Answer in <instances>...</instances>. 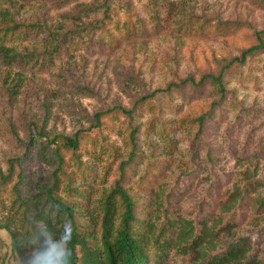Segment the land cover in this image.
<instances>
[{
	"label": "rangeland",
	"instance_id": "1",
	"mask_svg": "<svg viewBox=\"0 0 264 264\" xmlns=\"http://www.w3.org/2000/svg\"><path fill=\"white\" fill-rule=\"evenodd\" d=\"M88 1L75 0V3ZM171 1L176 5L175 13L183 8L187 16L193 13L199 18H216L230 26L226 32L215 28L210 30L207 26L205 30L192 29L190 32L186 28L188 24L182 28L175 23L165 25L163 22L159 32L140 33L131 39L128 22L134 21L132 17L135 15L146 18L143 12L146 0H129L131 13L125 12V8L119 10V17H114L106 29L115 36L104 37L103 44L87 43L88 33H84L85 38L81 39L84 44H79L70 55L56 58L44 70L7 68L0 63V165L6 169L9 160L23 154L15 135L10 132V123L14 124L20 137L27 140L28 123L40 121L42 124L47 107L50 133L73 135L81 128L86 132L78 156L66 153V175L59 192L68 197L67 181L71 178L76 186L90 187L88 197L93 198L90 209H99L100 204L95 202H100L109 191L116 177L115 165L118 166L129 153L127 142L132 129L130 124H133L135 128L141 127L137 137L142 142V158L131 167L126 183L147 191L137 184V180L152 162L160 168V175L170 176L169 182H174L176 175L187 181L186 185H198L189 191L191 196L180 205L181 213L190 209L195 220L198 216L196 202L209 200L205 204L210 205L209 210L205 215H199L203 220L216 210L219 203L240 192L242 196L231 203L235 208L229 218L224 216V221H230L233 227L231 232L223 234L221 241L226 247L240 238L246 239V244L240 246L248 249L243 264H264V49L242 65L234 64L227 70L224 96L210 81L202 88L187 84L180 91L173 88L156 93L172 83L181 84L187 78L198 82L205 75H219L225 65L254 44L253 30L264 29V3L261 4L262 0ZM40 3L47 5L46 19L54 29L66 31L72 25L87 22L84 18L68 16V6L72 3L62 4L58 0H41ZM32 14H35L33 10L25 16ZM97 18L100 15L91 16L90 20ZM41 19L43 21V16ZM18 44V48L42 47V43L35 39ZM7 74L11 86H16L19 91L17 101L12 103L3 89ZM77 87H86L93 92L76 91ZM214 104L217 106L213 108ZM116 105L129 110L135 107L132 119L124 113L105 116L101 129H89L88 115ZM3 114L6 119L2 121ZM207 114L200 135L203 146L196 142L192 147L199 131L196 119ZM192 152L195 157L197 153L200 168V164L193 161ZM48 153L33 155L26 160L24 174L30 195L44 217L48 215V209L43 208L46 203L43 193L50 187L51 154ZM207 154L213 157L215 170L204 164ZM114 158H117L116 162ZM78 159L82 166H78ZM84 166L87 168L85 172ZM88 169L92 173L90 178ZM203 173L212 174L207 186L196 182ZM13 187L10 183H0V220H10L25 233L27 228L18 219L20 212L18 214L10 201ZM237 187L239 191L236 192ZM142 191L137 199L140 205L146 203L142 201ZM149 212L147 206L138 210L143 220ZM52 221L55 225L51 232L58 235L61 222L55 218ZM11 244L8 232L0 230V264H4L5 257L11 258V264H19V256L12 254ZM22 245L31 254L33 249L27 242L22 241ZM176 253L169 251L150 264H183L181 256Z\"/></svg>",
	"mask_w": 264,
	"mask_h": 264
},
{
	"label": "trees",
	"instance_id": "2",
	"mask_svg": "<svg viewBox=\"0 0 264 264\" xmlns=\"http://www.w3.org/2000/svg\"><path fill=\"white\" fill-rule=\"evenodd\" d=\"M40 1L0 0V63L5 64L4 67L44 70L56 58L68 56L75 49H78L79 44H84L81 41L82 38H85L84 33H88L86 35L87 43L96 41V44H103L104 37L114 38L115 36L111 33L112 31L106 29L109 23L112 24L114 17H119V10L125 8V12L128 13H131L132 10V4L129 0H90L86 3H75V0H58V3L61 1L62 4L72 3L68 6V16L87 19L83 25H72L66 31H62L54 29L49 24L48 19H46V17L48 18V7L45 3L41 5ZM263 3L264 0L261 4ZM143 6L146 18L135 15L132 17L134 21L128 22L131 27V34H129L131 39L139 36L140 33L159 32L163 22L170 25L175 23L182 28L188 24L186 28L190 32L192 29L194 31L203 30L205 26L210 30L215 28V30L226 32V28L230 26L223 24L216 18L207 16L199 18L193 13L187 16L183 12V8L180 9L179 13H175L176 5L171 0H146ZM30 9L35 14L25 16L31 12ZM40 14L43 16V21ZM96 15H100V18L95 21L90 20L91 16ZM97 35H99L98 38ZM252 37L254 44L225 65L219 75H205L198 82L193 78H187L181 84L172 83L165 90L156 93L171 91L173 88L180 91L187 84L202 88L210 81L224 96L227 91L224 83V75L227 70L234 64L242 65L249 57L264 49V29L261 31L253 30ZM31 39L39 40L42 47H20L21 49L16 47L19 45L18 43L25 44ZM8 75H6L7 78ZM9 79L6 80L3 89H5L4 92L9 98V102L12 103L17 101L19 91L16 90V86H11ZM86 90H89L90 93L93 92L86 87H77L76 89V91L82 92ZM148 98L146 97V99ZM215 106L217 104H214L213 108ZM41 107L44 108V106ZM135 111V107L129 110L121 105H116L112 109L99 111L92 116L88 115L89 129H101L102 119L105 116L124 113L132 119ZM44 113L42 124L40 121L28 123L27 140L21 138L14 124L10 123V132L15 135L17 142L22 147L23 154L9 160L6 169L0 165V183L14 185L10 201L17 208L18 214L20 212L18 219L27 228V231L22 233L10 220H0V230H5L10 235L12 254L19 256V264H25L30 256V253L22 245V241H26L27 234L33 228L36 231H41L46 227L47 230L51 231L55 225L52 218L61 222L58 235L65 225L68 227L72 237L71 264H150L157 257L166 255L172 250L177 252V256H181L183 264H243V261L246 260L248 249L240 247L246 244V239L240 238L226 247L221 241L223 234L229 232L230 228L233 227L230 221L225 220L227 222L225 223L224 218H229L230 213L235 208L231 203L242 196L240 192H237L239 191L238 187L236 194L228 197L226 202L219 203L216 210L206 215L203 220L200 219L199 215H205L209 210L210 205H205L209 200L203 199L196 202L198 216L195 220L189 211L190 209L187 213L182 214L180 205H183L191 196L189 191L198 185L194 187L193 185H186L187 181H183L180 176L176 175V180L169 182L170 176L165 178L162 174L160 175V168L152 162L144 168L143 174L137 180V184L142 189L147 188V191L133 188L128 185L129 183H126L131 167L135 161H140L142 158V142L137 137L141 127L135 128L133 124H130L132 129H130L127 142L129 153L125 155L127 157L118 166L115 165L116 177L109 191L105 193L100 202H95L100 204V208L90 209L93 200L92 197H88V194L91 193L90 187L76 186L71 178L67 181L68 197H63L59 191L63 177L66 175V153L78 156V150L86 132L85 129L81 128L73 135L50 133L48 130L50 112L47 107ZM207 116L209 114L201 115L196 119L199 131L193 139L192 147L196 142L203 146L200 135L203 133ZM5 119L6 114H3L2 121ZM48 152L51 154L49 155L51 166L48 173L50 187H47L43 193L44 202H46L43 208L48 209V215L44 217L41 210H38L37 202L30 195L24 174L26 160L31 159L33 155L41 156L49 154ZM192 153L194 155L193 161L199 163V160H196L197 153L196 157L195 153ZM116 159L114 158L115 162ZM205 160L204 164L207 167L211 165L213 170L216 169V163H214L211 155L207 154ZM77 163L78 166L83 165L80 159ZM199 164L198 168L202 166L201 163ZM111 167L113 166L111 165ZM82 168H84V172L87 171L86 166ZM87 176L88 178L92 176L89 169ZM211 180V173H203L199 175L196 182L198 184L204 183L207 186ZM14 181L16 182L14 183ZM139 191L143 192L142 201L146 202L141 205L137 200L140 196ZM198 191L199 189L196 190V192ZM74 192H77V195L74 196ZM242 199L244 200V196ZM142 206L150 208V212L144 220L138 214V210ZM33 219L36 221L43 220L45 223L34 225ZM139 219L143 222H140ZM26 228L24 229L26 230ZM152 250H155L156 253H153ZM10 260V257H5L4 264H11ZM247 264L255 263L248 262Z\"/></svg>",
	"mask_w": 264,
	"mask_h": 264
},
{
	"label": "clouds",
	"instance_id": "3",
	"mask_svg": "<svg viewBox=\"0 0 264 264\" xmlns=\"http://www.w3.org/2000/svg\"><path fill=\"white\" fill-rule=\"evenodd\" d=\"M33 223L42 224L45 221L33 219ZM25 239L27 245L33 249L25 264H71L72 237L66 225L59 235H55L46 227L41 231L33 228Z\"/></svg>",
	"mask_w": 264,
	"mask_h": 264
}]
</instances>
